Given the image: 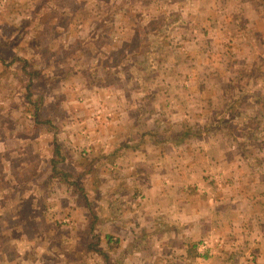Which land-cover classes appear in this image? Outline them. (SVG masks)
I'll return each mask as SVG.
<instances>
[{
  "label": "rangeland",
  "instance_id": "rangeland-1",
  "mask_svg": "<svg viewBox=\"0 0 264 264\" xmlns=\"http://www.w3.org/2000/svg\"><path fill=\"white\" fill-rule=\"evenodd\" d=\"M250 1L0 0V264L152 257L160 235L122 250L107 216L146 163L168 171L187 157L219 191H264V0ZM262 203L247 215L264 241ZM183 225L191 259L212 263L209 226Z\"/></svg>",
  "mask_w": 264,
  "mask_h": 264
},
{
  "label": "crops",
  "instance_id": "crops-1",
  "mask_svg": "<svg viewBox=\"0 0 264 264\" xmlns=\"http://www.w3.org/2000/svg\"><path fill=\"white\" fill-rule=\"evenodd\" d=\"M249 4L251 6L245 8L252 11L255 9L262 10V1L252 0ZM256 20L257 17L254 21ZM257 76L263 80L264 73L259 71ZM185 159H188V161L174 163L168 171L164 170L163 167L161 168L160 165H151L149 168L146 163L143 169H137L140 177L131 179L134 186V189L129 190L131 192L122 191L123 193L113 194L114 199L112 201L115 204L119 202L121 205L115 206L113 203L111 206H115L116 214H108L107 216H114L113 219L115 218L112 222L115 229V232H113L128 238L129 242L125 241V243L118 238L115 240L120 245L124 243L122 250L139 249L141 252L144 250L145 243H142L141 240L138 242L136 236L134 237L135 234L161 236L160 242L156 243L155 253L152 254V257L143 255L133 257V254H131L126 258L120 257L116 262L113 260V264L195 263V260L198 261L200 258L194 257L195 260L191 259V254L195 250L186 247V238L183 235L186 234L185 229L188 225H183L185 222L191 224L189 227L195 228L194 230L190 229L192 230L190 233L204 231L207 228L206 226H209L211 233L219 240L210 249L209 259L212 263H206L201 259L197 264L202 262V264H251V261H249L251 250L259 248L256 254L260 255L262 253L260 247L264 245V241L255 239L248 233L249 228L252 226V231L257 232L258 227H260L259 223L257 225L251 223L247 214L248 209L254 210L258 200H261L264 204V191L258 193L259 195L255 199L257 201L253 200L252 196L240 191V189H236L237 182L233 184L232 181L226 183L228 188H222L219 191V189H216L221 187L218 180L210 179L208 183L201 177L195 159H192L191 162L189 158L185 157ZM129 165H127V170H131ZM113 167L117 168L115 164ZM195 170L199 171L197 174H200V176L195 174ZM191 173L196 178L192 177L190 179ZM126 174L128 178L132 176L129 173ZM224 194L228 196H224ZM112 201L109 202L112 203ZM135 202L140 203L135 207L132 205ZM243 202H246L245 206ZM240 204L244 207L243 209ZM144 210L148 213H145ZM205 217H208L209 220L205 219L209 221L208 223H203ZM164 219L166 221H163ZM132 222L134 224L130 225L129 223ZM146 224L148 225L146 226ZM170 224H181L179 226L182 227L173 228ZM167 233L178 234L182 237L177 235L176 241L170 239V237L165 239ZM189 250H192V252ZM3 256L2 253L0 260H3ZM263 260L264 257H257V260L252 264H259ZM1 263H4V261H1Z\"/></svg>",
  "mask_w": 264,
  "mask_h": 264
},
{
  "label": "trees",
  "instance_id": "trees-1",
  "mask_svg": "<svg viewBox=\"0 0 264 264\" xmlns=\"http://www.w3.org/2000/svg\"><path fill=\"white\" fill-rule=\"evenodd\" d=\"M42 4L43 3H41L40 5H38L37 6V8H36V11H38L39 9H40V7L42 6ZM1 58V57H0ZM12 60L13 61H17V63H19V66L18 67H20L21 68V70L25 73L26 72V69H27V64H28V61L26 60V58H24V57H21V56H17V57H15V56H13L12 57ZM10 63H12V61L10 62ZM9 63V64H10ZM8 64V63H7ZM38 75H39V73H37V72H35V74L33 75V76H37L38 77ZM30 80H31V77H30ZM31 85H32V83H30ZM33 104V106H34V109H35V113H34V122H35V124L36 125H38V124H42V122L41 121H39V119H38V114H37V110H38V108H37V105L35 104V103H32ZM181 135H184L183 137H187L188 136V134L186 135V132L185 133H183V134H181ZM177 137L178 136H176V139H177ZM186 137H185V139H186ZM184 139V140H185ZM156 142V141H155ZM157 143V142H156ZM178 143V142H177ZM55 157L50 161L51 162V165H52V173L54 174V175H56L57 174V170H56V165H57V162H58V160H57V158L60 156L61 157V155H60V153H58V151H55V155H54ZM80 191H82V190H80ZM93 228H91V230H92ZM96 248V246L94 247H92V249H95ZM1 256V255H0ZM107 261V263H109V261H108V259L106 260Z\"/></svg>",
  "mask_w": 264,
  "mask_h": 264
}]
</instances>
